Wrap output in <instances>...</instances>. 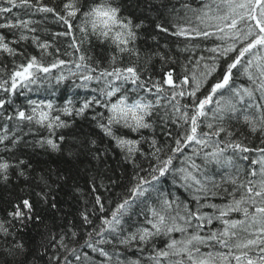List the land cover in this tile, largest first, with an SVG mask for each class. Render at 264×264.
<instances>
[{
	"label": "snow or ice",
	"instance_id": "snow-or-ice-1",
	"mask_svg": "<svg viewBox=\"0 0 264 264\" xmlns=\"http://www.w3.org/2000/svg\"><path fill=\"white\" fill-rule=\"evenodd\" d=\"M6 3L11 7H0V13L11 12L14 7H28L53 14L66 27V31L55 35L69 37L68 47L73 51L64 53L72 58L70 61L55 58L46 65L37 56H27L25 62L16 64L8 78L0 80V91L9 94V98L0 99V109H5V105L11 103L10 97L15 96L18 90L21 94L24 90L31 91L33 85L47 80L54 69H61L69 63L75 70L70 69L68 76L61 71L55 77L56 82L59 84L70 77H78L81 83L76 86L86 90L91 88L94 93L86 96L79 107L71 99L59 108L50 101L44 103L30 100L27 110L16 108L14 115L6 117L9 121H17L18 128L27 124L47 132L46 137L37 141L40 147L60 152L64 136L57 137V132L71 127L72 123L62 119V116L83 117L86 112L91 111V119L96 121V126L125 153L126 160L134 162L137 153L143 155L141 143L146 139L143 131H154L152 117L160 115L157 109H167L170 105V110L165 111L163 118H170L177 129L188 125L183 132L178 131L173 137L174 143L168 146L170 154L164 158L159 155L163 149L157 146V140L151 139L156 166L149 170L148 177H136L137 182L129 190L131 196L117 204L110 218L102 219L96 233L101 239L93 243L92 233H89L85 241L87 247L112 261L113 257L108 252L96 247V244L113 243L111 239L103 238L106 232L116 236L114 247L134 246L140 252L157 237L166 236L169 240L163 248L152 246L148 257L152 264H233V261L235 264H264V147L250 148L239 140H233L235 133L228 123L237 120L246 124L252 133H260V142L264 144V0H201V6L196 9L189 4H183L180 8L173 5L170 12L176 21L183 23L172 22L170 28L157 22L155 29L187 41L180 49L181 52L195 55L194 50L200 45L192 44L193 40H214L217 43L202 48V52L208 55L200 54L194 61L189 58L181 65V73H177L174 67H168L169 64H176L174 58L159 51L144 53L146 65H150L153 58L160 60L159 71L162 75L159 77L146 75L147 67L140 68L142 54L138 41L143 36L141 29L146 25L143 20L137 22L127 14L120 0H88L87 4L83 0H65L59 12L55 7L44 5L43 0H36L35 4L32 0H6ZM181 9L186 10L183 16L180 15ZM31 23V20H20L15 24H0V28H22L34 32L36 29L29 28ZM28 39L23 32L18 39L12 41H7L4 35H0V54L12 58L24 56L23 52L11 45ZM152 39L155 40V37ZM32 40L43 54L52 55L48 51L52 47L49 42L41 43L37 37H32ZM93 40L115 49L109 57L107 67H101L98 61L93 66L89 63L91 56L82 50L85 44H91ZM55 52L58 57L60 49L56 48ZM125 56L135 59L125 65ZM241 76L247 79L250 86L236 84V79ZM93 84L97 87H91ZM256 93H259V100ZM149 96L153 98L149 99ZM97 108L103 111L97 112ZM252 109L256 110L255 114H250ZM202 126L209 131H199ZM125 132L137 134L139 139L130 138ZM222 133L226 137L224 141L219 139ZM169 136H172L171 132ZM20 143L21 138L16 137L15 132L10 134L5 125L0 134V151L9 155H0L2 184L7 185L12 180L13 173L17 179H28L30 163L14 154ZM91 144L95 146L96 141H91ZM189 145L199 146V149L212 148L204 156L208 163L235 168L237 172L241 169L236 164V157L248 160L249 157L245 154L255 152L258 154L257 158L251 163L259 165V168L253 169L250 175H259L260 179L257 182L249 180L245 193L239 199L233 194L232 202L224 207L201 204L200 194L209 191L205 183L207 178H201L203 173L200 172V166L191 162L189 157L187 160L195 172L185 167H181L179 172L185 185L193 190V200L197 207L193 210L181 202L157 197L158 205L148 209L146 226L137 227L135 232L126 236L120 235L119 226L132 202L149 192L150 188L146 186L154 189V182L169 172L177 154L182 153ZM229 149L236 157L224 155ZM192 151L196 154L198 148L193 147ZM237 179L238 177L233 178L231 183L237 184ZM41 181L44 188L35 192V198L27 188H22L21 191L25 194L13 199L6 210L5 218L0 219V237L5 241L11 237L15 241L12 248L6 249L9 253H13V249L19 253L25 251L23 243L16 241L12 228L16 225L26 227L29 223H39V206L56 208L55 196L50 195L53 192L52 186L44 177H41ZM237 188H245V185L241 183ZM256 197L260 198L259 202ZM95 204L99 206L100 212L105 210L99 196L95 198ZM246 205H251L255 211L251 212ZM204 207L217 209L219 214L213 217L204 213L201 211ZM231 212L242 213L244 219H224ZM81 215L84 223L92 222L87 211ZM213 219L220 220L224 227L212 230ZM206 227L209 229L208 234L201 235ZM236 229H241L254 238L240 239L239 233L234 231ZM173 233H180L181 239H175ZM75 237L76 233L72 232L70 238ZM65 239L66 236H61L56 241V237L52 236V240L60 248L69 254H75L76 249L69 248ZM215 245L227 251L201 252L202 246L210 248ZM252 251L256 254L251 255ZM119 255L117 253L116 264H124L118 259ZM53 259L59 260L60 257L54 256ZM75 259L80 260L81 257L76 255ZM65 264H70L67 257ZM130 264L141 262L135 260Z\"/></svg>",
	"mask_w": 264,
	"mask_h": 264
},
{
	"label": "trees",
	"instance_id": "trees-1",
	"mask_svg": "<svg viewBox=\"0 0 264 264\" xmlns=\"http://www.w3.org/2000/svg\"><path fill=\"white\" fill-rule=\"evenodd\" d=\"M64 2L65 0H43L44 5L55 7L58 12L61 11V6ZM83 2L87 4L88 0H83ZM32 3L35 4L36 0H32ZM120 3L127 14L134 17L137 22L143 20L146 25L141 29L143 36L138 41L142 54L141 61L139 62L140 68L144 69L147 67L146 75L151 74L153 77L162 75L159 71L161 62L158 58H153L150 65L145 64L143 56L146 52L159 51L166 56L174 58L176 64H169L168 67H174L177 73H181V65L185 64L189 58L194 61L200 54L208 55V53L202 52V48L213 46L217 43L214 40H193L191 43L200 45V47L196 48L194 50L195 55H192L191 53L180 51L187 41L167 33H160L155 29L157 22H161L170 28L172 22L183 23V21H176L174 15L170 12L173 5L176 8H180L183 4H189L193 9H196L201 6V0H178V2L177 0H120ZM184 11L186 10L181 9V16L184 15ZM30 12L35 13L32 9H20V7H16L12 12L0 13V24H15L20 20H31L32 23L29 25V28L36 29V31L30 32L22 28H0V35H4L7 41L18 39L21 32L29 37L27 41H20L19 43L11 45L18 51L23 52L24 56L12 58L0 54V80L7 79L16 64L25 62V57L27 56H37L46 65L52 63L55 58L64 59L65 61L72 59L64 54L65 52L73 51L68 47L70 38L55 35L58 32L66 31L63 23L58 21L53 14L39 11L37 16L32 19H28V17L24 18ZM189 15H192V13L189 12ZM77 36H79L78 32ZM32 37H37L41 43L45 41L49 42L52 47L48 51L52 55L43 54L36 47ZM152 37H155V40ZM56 48L60 49L58 57L55 52ZM82 50L91 56L92 59L89 63L95 66L98 61L101 67L108 66L109 57L115 51V49L108 45L101 44L95 40L91 44H85ZM134 59V57L130 59L125 56L123 64L127 65ZM189 67H192V65H189ZM70 69L75 70L74 66L69 63L61 69L53 70L47 80H42L41 84L32 86L33 96L26 102V97L23 94L14 96L11 103L5 105V109H3L5 112L0 116V134H2L4 126L7 125L10 134L15 132V136L25 137L22 143L17 146L14 154L21 159H26L31 165V168L28 169L27 180L23 178L17 179L15 173H13V178L7 185L0 183V219L5 218L6 210L10 202L20 195L25 194L21 191L22 188H27L28 191L33 193L35 198V192L44 188L41 177H44L52 186L53 192L50 195L55 196L54 202L56 203V208H51L48 205L39 206V215L41 216L39 223H29L26 227L16 225L12 228L16 241L23 243L25 248L24 252L19 253L13 249V253H9L6 249L12 248L15 241L11 237L7 241L0 237V264H65V257H70L75 264H88L83 260H75V256L80 251L89 254L90 258L92 256L91 254L94 253L85 244V241L88 239V234L92 233L93 243L101 239L96 233L99 231L102 219L110 218L111 212L116 208L117 204L122 202L124 198L131 196L129 190L137 182V176L148 177L149 170L156 166V160L152 156L154 149L150 145L151 139L155 138L157 140V146L163 149V152L159 155L161 158H164L167 154H170V148L168 146L174 143L173 137L177 135L178 131L183 132L184 129L188 128V125H184L183 128L177 129V126L171 122L170 118L167 120L163 118L165 111L170 110V105L167 109H157L160 115H154L152 117L154 131H143V135L146 138L141 143L143 155L137 153L135 161L130 162L125 159V153L115 146L114 141L106 137L96 126V121L91 119L93 113L89 111L83 117L62 116V119L72 123L71 127L57 132V137L60 135L64 136L60 152H53L46 147H40L37 141L42 137H46L47 132L27 124L20 125L18 128L17 121L14 119L9 121L6 117L8 115H14L16 108L27 110L30 107V100L44 103L50 101L59 108L65 106L67 101L71 99L79 107L80 102L86 96H91L94 93L91 92V88L86 90L77 87L76 85L81 83L78 77H70L59 84L56 82L55 77L61 71L68 76ZM235 82L237 85L250 86L247 79L243 76L237 78ZM91 87L97 86L93 84ZM7 94L0 91V99ZM141 94L143 95V93ZM256 96L259 100V93H256ZM152 98L149 96V99ZM96 111H103V109L97 108ZM255 113V109L250 111V114ZM228 123L231 130L235 133L232 137L233 140H239L250 148L264 147V144L260 142L261 135L259 132L252 133L246 124L237 120H231ZM199 131L209 130L202 126ZM169 132L172 133V136H169ZM125 134L130 138L139 139L137 134L127 132ZM219 139L224 141L226 137L222 133ZM93 140L96 141L95 146L91 144ZM193 147L198 148L196 154L192 151ZM221 147H223V144H221ZM211 151L212 148L210 147L199 149V146L189 145L184 148L182 153L177 154L169 172L161 177L159 181L154 182V189L151 186H146L153 189L152 194L146 193L144 197L134 200L131 206V208L133 206L137 208L143 207V210L146 211L145 213L143 212L142 216L139 215L143 218L141 219L142 223H144L145 217L149 215V207L158 205L157 197L160 199L166 197L169 200L181 202L193 210L197 207L196 201L193 200V190L185 185L182 174L179 172L181 167L195 172V169L190 167V162L187 160L189 157L191 158V162L200 166V172L203 173L201 178H207L205 183L209 191L200 194L202 197L201 204H214L218 208L224 207L232 202L233 194L236 199H239L245 193L249 180L253 182L259 181V175L255 177L250 175L253 169L258 170L259 168V165H253L251 163L253 159L257 158V153H246L245 155L249 159L242 160L236 157V154L231 149L227 150L224 154L225 156L236 157V164L241 169V171L237 172L235 168L218 167L215 164L208 163L204 159V156L206 152ZM0 155L8 156L9 154L0 151ZM197 175L200 176V173H197ZM236 177H238L237 184L232 186L230 180ZM221 178H225V181H220ZM241 183L245 185V188L238 189L237 186ZM97 196L100 197L101 202L104 204L105 210L103 212H100L98 210L99 206L95 204V198ZM255 199L257 202L260 200L259 197ZM246 206L249 207L251 212L255 211L251 205ZM85 211H87L92 221L90 224L84 223L82 219L81 213ZM201 211L213 215V217L219 214L217 209L211 207H204ZM125 216L126 214L123 217ZM224 219L243 220L244 217L242 213L231 212ZM122 224H126L124 218H122L119 226L120 230ZM223 227L224 225L220 220L213 219L211 225L212 230L222 229ZM208 231L209 229L206 227L201 232V235H207ZM234 231L239 233L240 239L254 238L241 229ZM72 232L76 233L75 239L70 238ZM119 234L126 236L129 234V231H122ZM53 235L56 237V241L61 236H66L65 243L68 244L69 248H75L76 253L69 254L63 248H60L56 241L52 240ZM172 236L177 240L181 239L180 233H173ZM103 238L111 239L113 243L96 244V247H104V251L108 252L112 257L114 256V258L112 261H108L105 257L100 256L97 264H116L117 253H120L118 259L124 263L130 264L131 261L137 260L136 255L138 250L134 246L125 248L117 245L114 247L116 245V236L111 233L106 232ZM159 240H161L162 244H150L144 248L145 252L150 255V250L153 245L156 248H163L169 238L161 236ZM105 245L110 246L111 249L105 250ZM208 251L226 252L227 249L220 248L218 245L210 248L201 247V252ZM250 254L255 255L256 252L252 251ZM54 256H59L60 259L55 260L53 259ZM150 261L149 264H152ZM233 264H235L234 261Z\"/></svg>",
	"mask_w": 264,
	"mask_h": 264
},
{
	"label": "bare ground",
	"instance_id": "bare-ground-1",
	"mask_svg": "<svg viewBox=\"0 0 264 264\" xmlns=\"http://www.w3.org/2000/svg\"><path fill=\"white\" fill-rule=\"evenodd\" d=\"M25 91V90H24ZM23 91V93H24ZM18 94H21V92L19 91ZM13 97V96H12ZM10 97V98H12ZM16 137H19L16 135ZM28 137V136H27ZM21 138V143L22 141L25 139V137H20ZM20 143V144H21ZM225 181V178H221L220 181ZM212 181V180H210ZM219 181V180H218ZM231 181V180H230ZM234 184H232L233 186ZM221 187V186H220ZM222 188V187H221ZM223 190V189H222ZM221 190V191H222ZM153 192V189L150 188L149 192L147 194H152ZM228 192V191H227ZM229 193V192H228ZM138 211V213H136ZM143 212L145 213L146 211L143 210V207L142 208H137L136 206H133L132 208L129 209V211L126 213V216L123 217L126 221V224H122V227H121V230L120 232L122 233V231H129V233L131 232H135L137 227H140V226H146L145 225V221L144 223H142L141 219H143L141 216L143 214ZM141 215V216H139ZM117 239V238H116ZM158 243L159 245L162 244L161 240H159V237H157L155 239V241L152 242V244H155ZM154 245V246H155ZM158 246V245H157ZM100 248V247H99ZM105 250H108V249H111L110 246H106L105 245ZM104 249V247H103ZM151 251V250H150ZM85 253V254H83ZM83 254V255H81ZM78 255L81 257L80 261L83 260L85 261V263H90V264H97L98 263V260L100 258V255L97 253V252H94L93 254H91V258H90V255L89 254H86V252H83V251H80L78 252ZM71 256V255H70ZM131 257V256H130ZM137 260H140L141 264H149V260L148 257H149V254L145 252V249L143 250V252H140L138 251L137 255ZM89 258V259H88ZM114 258V256H113ZM76 260V259H75ZM113 260V259H112ZM67 261L70 262V264H75L73 263V261L69 258H67ZM152 263V261H150ZM124 264H127V263H124Z\"/></svg>",
	"mask_w": 264,
	"mask_h": 264
}]
</instances>
